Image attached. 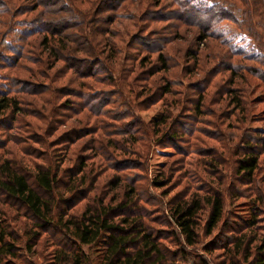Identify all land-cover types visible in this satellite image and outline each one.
Masks as SVG:
<instances>
[{
  "label": "rangeland",
  "instance_id": "1",
  "mask_svg": "<svg viewBox=\"0 0 264 264\" xmlns=\"http://www.w3.org/2000/svg\"><path fill=\"white\" fill-rule=\"evenodd\" d=\"M67 1L82 9L78 22L62 21L70 16L61 6L63 0H0V93L13 96L22 106L16 118L12 113L1 116L7 119L0 122V153L5 152L6 157L20 163L25 161L30 166L44 163L42 158L56 155L65 159L62 169L75 167L77 170L84 160L88 180L83 185L76 176L77 188H84L77 195H84L88 189L90 192L73 210L77 213L83 211L95 196L110 192L111 187L106 184L118 175L124 178L123 184L135 180L143 193H154V202L143 203L154 208L152 215H167V203L175 195L188 198L196 193L206 195L219 190L226 197L227 221H241L236 212L248 213L245 204L256 199L261 216L255 231L246 232L249 238L256 234V243H259L264 237V79L248 73L249 66H260L246 59L250 53L259 52L252 47L251 38L239 32L233 22L222 21L215 33L218 38H210L211 46L210 43L201 44L200 63L195 66L188 54L199 46L198 25L132 17L134 14L131 13L139 15L147 7L157 9L154 0H138L137 3L128 0L119 10L96 8L100 0ZM219 1L226 6L234 2L242 4L241 0ZM38 4V11L43 12L41 15L32 11ZM163 4L176 8L170 0H163ZM125 9L131 18H117L110 26L114 33L105 34L104 27H109L105 16L120 15ZM37 17L44 18L43 21H58L62 29L70 28L57 30L50 36L51 29L57 24L44 27ZM263 18L255 17L260 21H264ZM92 29L97 37H90L94 50L85 34ZM45 33H50L49 43L59 46L58 59L48 49L44 50ZM145 36L147 39L158 36L178 38L165 49L171 65L168 71L151 75V66L157 55L143 47L140 40ZM63 39L65 43L69 40L68 47L61 50ZM231 47L241 54L233 55L234 51H229ZM98 57H104L107 66L100 64ZM145 60H149L147 64H144ZM230 64L235 65L239 75L233 87L243 91L247 110L236 111L228 103V97L222 98V92H219L221 87L226 90L232 86ZM169 81H172V93L161 96L159 86ZM39 84H43V92L31 91L39 88L34 87ZM198 85L205 86L206 98L203 113L192 117L195 115L192 103L199 93ZM161 113L171 115L168 131L171 133L172 129H177L183 138L173 140L166 136L158 140L159 135L154 132L157 128L153 124ZM184 123L190 125L188 129H184ZM81 134L85 136L78 138ZM248 141L260 145L258 153L261 158L253 183L247 188L238 182L236 167L238 158L247 152L241 150L242 145ZM210 159L214 162L211 163ZM125 160L138 164L123 168L121 163ZM160 176L169 184L158 189L151 180ZM237 192L243 196L237 199ZM4 208L23 234L25 246L19 251V257L8 258L10 263L53 264L55 242L63 239V235L46 227L47 231L39 232L37 243V238L29 242L30 249L26 247L28 239L23 230L31 231L35 221L14 200ZM205 218L206 212L203 224ZM150 224L156 228L164 227L158 221ZM220 231L216 229L210 236L202 235L197 247H189L191 255L187 264H202L200 258H205L208 264H222L227 257L220 245L215 246L212 253L205 250L207 243L220 235L226 237L230 234ZM163 241L170 249L177 247L175 240ZM84 248L94 263L97 249ZM240 264L245 263L241 261Z\"/></svg>",
  "mask_w": 264,
  "mask_h": 264
},
{
  "label": "trees",
  "instance_id": "2",
  "mask_svg": "<svg viewBox=\"0 0 264 264\" xmlns=\"http://www.w3.org/2000/svg\"><path fill=\"white\" fill-rule=\"evenodd\" d=\"M63 1L61 6L64 11H68L70 16H68L69 19L64 18L62 21H66L65 23L78 22V18L83 12L82 9L70 4L67 0ZM126 1L128 0H100L96 8L119 10L124 7ZM131 1L138 2V0ZM172 1L176 8L166 7L163 0H154L153 4L157 9L147 7L139 15L135 12L131 13L134 14L132 17L142 18L145 16V18H152V21H178L198 25L200 27V35L197 38L198 49H192L188 54L189 58L193 59L195 66L200 63L201 49L199 50V48L201 44L210 43L209 46H211L210 38H218L215 33L219 28V23L222 21L233 22L238 26L239 32L251 38L252 47L259 51L250 53V57L246 58L260 65L259 67L249 66L248 73L264 79V21L255 19V17L262 19L264 16V0H241L242 4L234 2L229 6H226L225 3L221 4L219 0H170V2ZM39 7L40 4L34 6L32 11L41 15L43 12L38 11ZM114 14L105 16V21L109 24V27H104L106 28L105 34L114 33L110 26L116 22L117 18L129 16L127 9L120 15L119 13ZM127 18H131V15ZM43 19L37 17V21L44 27L57 24V27L53 26L51 29V35L45 33L43 45L44 50L48 49L49 53L58 59L60 57L59 46L49 43V35H55L60 30L65 31L70 26L62 29L61 26H58L60 25L58 21H43ZM85 34L89 46L94 50L93 40L90 39V37L97 38L94 29L91 32L86 31ZM177 39L162 36L152 39H147L146 36L141 37L140 41L143 47L157 55L156 61L151 66L152 76L157 72H165L170 69L171 65L165 49L170 42ZM64 40H62L64 47L61 50L68 47L66 43L69 40L66 43ZM72 41L76 42L74 39ZM105 43L107 44V41ZM229 51H234L233 55L236 54V56L241 54L233 47ZM98 58L100 64L107 66L104 63V57V59ZM148 61L145 60L144 64H147ZM228 70L231 72L230 84L232 86L226 90H222L221 87L219 92H222V98L228 97V103L232 104L236 111L247 110V105L243 100V91L238 87H233L239 77L235 65H228ZM171 83L172 81H169L159 86L162 90L161 96L172 93ZM34 87H39L32 88L31 91L34 93L44 91L43 84L34 85ZM197 89L199 93L193 99L192 111L195 115L192 117L203 113L202 107L206 98L205 86L198 85ZM99 103L101 104V99H99ZM21 111L22 106L18 99L8 94L6 96L2 94L0 97L1 123L7 119V117H1L4 114L12 113L16 118V115ZM170 118L171 115L168 113H161L155 118L153 125L157 128L154 132L159 135L158 140H162L166 136L173 140L183 138L184 135H180L177 129H172L174 131L171 133L168 131L167 125ZM188 126L190 125L184 123V129H188ZM84 136L81 134L78 138ZM259 146L258 144L252 145L250 141L246 142L242 145L241 150L247 152L237 160L238 182L247 188L253 183L260 165ZM54 158L56 161H53ZM42 160L45 162L34 163L30 166L25 161L20 163L12 157H6L5 152L0 153V264H11L8 258L19 257V251L25 247L23 234L15 227L14 220L4 208L6 204L11 203V200L21 204L35 221L31 231H27L26 228L23 230L28 239L25 243L26 247L31 249L29 242L33 238H37L35 241L37 243L41 230L47 231L46 227L53 228L63 235V239L55 242L57 247L52 254L53 264H187L190 262L191 255L188 248L197 247L202 235L210 236L216 229L230 232V234L226 237L225 235L219 236L218 239L223 242L215 238L211 243H207L205 250L212 253L216 249L215 246L220 245L227 257L222 264H240L241 261L245 264H264V237L260 238L259 243H256L257 235L254 234L252 238H249L246 232L247 230L252 233L255 231L254 228L261 216V208L256 199L245 204L248 207L246 208L248 213L236 212L241 221H227L226 197L219 190H213L206 195L196 193L188 198L175 195L167 203L169 210L167 215H152L154 208H148L143 203L151 204L149 200L154 202L156 198L154 193L149 191L150 195L147 192L143 193L137 185V181L132 179L133 183L123 184L124 178L118 175L106 184L111 187L110 192L95 196L92 201H88L83 211L77 213L73 210L80 200L87 198L90 189L86 190L84 195H77V192H83L84 188H77L78 180L75 178L79 177L82 184H86L88 180L85 173L87 163L83 160L76 170L75 167L62 169L65 159L56 157V155L49 156L47 159L42 158ZM210 162L213 163L214 160L210 159ZM134 163L138 164L132 160H125L121 164L123 168H130ZM151 184L155 188L161 189L167 186L169 181L167 182L160 176L152 179ZM69 193L71 195H67ZM242 196L237 192V199ZM157 208L158 206L155 207V209ZM205 212L206 218L203 224L202 219ZM151 221H158L164 227L156 228L150 224ZM32 230H35L36 233H33ZM221 237H224L225 240ZM168 238L176 241L175 249H170L164 244L163 239L167 240ZM85 246L97 249L94 263L90 254L85 250ZM200 263L208 264V261L205 258H200Z\"/></svg>",
  "mask_w": 264,
  "mask_h": 264
}]
</instances>
